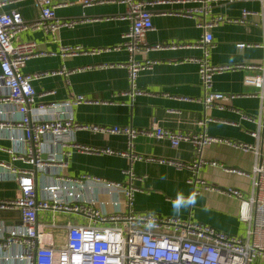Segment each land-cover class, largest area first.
Masks as SVG:
<instances>
[{"label": "crops", "instance_id": "0c3cea01", "mask_svg": "<svg viewBox=\"0 0 264 264\" xmlns=\"http://www.w3.org/2000/svg\"><path fill=\"white\" fill-rule=\"evenodd\" d=\"M52 1L58 6L55 15L59 20H76L77 23L71 28H60L54 34L27 30L15 39L34 42L40 53L26 62L25 74L61 72L32 83L37 97L31 113L40 105L50 111V104L65 103L82 95L93 104L73 106L66 114L77 124L140 130L156 126L188 135L204 134L213 140L200 149L190 143L173 148L166 140L138 136L130 141L132 156L129 157L80 152L69 144L66 175L73 178L88 175L126 184V173L131 172L132 185L137 189L132 198L136 212L189 219L227 235L243 236L246 227L238 219L239 204L221 192L227 188L247 191L250 179L227 173L223 168L247 174L254 163L253 152L236 149L227 142L258 146L249 135L258 126H261L260 137L264 138V99L253 96L254 90L243 84L247 73L244 68L262 66L264 69V0H213L211 13L207 14L200 12V0H148L157 2L150 8L153 30L145 33L141 42L145 46L167 44V47L158 51L142 49L133 54L137 62H154L138 73L134 86L142 94L133 98L128 95L130 84L124 67L129 54L124 49H115L130 27L127 20L119 19L125 14V6L114 3L85 7L81 0ZM0 3L1 12L17 11L25 22L39 17L32 0H0ZM242 12L249 14L242 17ZM216 16L230 21L212 28L209 63L217 67H242L213 77L212 90L226 97L223 110L204 107L197 64L185 61L201 57L200 49L186 45L194 46L203 34L200 25ZM239 45L244 47L239 48ZM77 47L100 52L61 56V49ZM243 116L252 121L242 120ZM48 118L55 117L48 115ZM203 121L205 126L201 127L199 124ZM3 133L21 136V129L3 130ZM69 139L72 144L95 150L120 153L129 150L128 138L121 135L78 130L71 132ZM0 146L11 147L12 143L4 139L0 140ZM54 149L49 146L47 151ZM259 150L264 151V143ZM5 160L7 156L0 153V161ZM194 162L205 163L197 172L192 169L205 186L189 184L192 172L170 164L193 166ZM17 196L15 182L0 180V201ZM0 211L8 213L7 218L0 219V229L17 221L15 211ZM68 217L72 218L69 222L80 221L76 215Z\"/></svg>", "mask_w": 264, "mask_h": 264}, {"label": "built area", "instance_id": "2783aa9c", "mask_svg": "<svg viewBox=\"0 0 264 264\" xmlns=\"http://www.w3.org/2000/svg\"><path fill=\"white\" fill-rule=\"evenodd\" d=\"M32 1L39 11L38 19L33 22H25L17 11H0V140L12 143L11 147L0 146V153L7 156V160L0 161V180L15 182L18 194L12 200L0 201V210L18 212V223L14 221L0 229V264H264V151L259 150L264 138L260 137L261 126L249 133L258 146L227 142L236 149L253 152L254 155L253 166L247 174L223 168L227 173L250 179L247 191L227 188L221 192L239 204L238 219L246 227L244 235L240 237L227 235L189 219L162 218L152 213L136 212L132 207V198L137 189L132 185L134 177L131 172L126 173V184L88 175L74 178L66 175V148L69 144L80 152L129 157L132 156L130 141L138 136L166 140L173 148L181 143H190L200 149L213 140L204 134L188 135L156 126L140 130L77 124L66 114L73 106L93 104L82 95H76L65 103L50 104V111L40 105L31 113L30 108L35 105L37 97L32 83L61 72L25 74L23 69L26 62L40 53L34 42H17V35L27 30L54 34L60 28H71L77 23L76 20H59L55 15L58 6L52 0ZM212 1L200 0V12L211 13ZM114 3L125 6V14L119 19L127 20L130 24L129 31L122 36L121 43L115 49H124L129 54L124 67L130 84L128 95L133 98L142 94L134 86L138 73L154 64L148 60L137 62L133 54L142 49L162 50L167 44L145 46L141 42V37L153 30L150 8L157 2L81 0V5L85 7ZM248 14L242 12V17ZM224 21L230 20L216 16L200 25L203 30L200 40L194 46H186L200 49L202 55L199 59H185L197 64L204 107L218 110H223L222 103L226 97L212 90L213 77L223 71L242 68L217 67L209 63L208 48L213 42L211 30ZM99 52L79 47L60 51L63 57ZM244 69L247 73L243 84L254 90L253 96L263 100V67L248 66ZM48 115L55 118L49 119ZM242 120L252 121L246 116ZM199 125L204 127L205 122ZM15 128L21 129V136L4 135L3 130L8 132ZM78 130L124 136L129 140V150L120 153L72 144L69 134ZM49 146L55 149L48 152ZM134 159L143 160L140 157ZM170 164L192 172V179L187 181L189 184L205 186L196 174L197 168L205 163L194 162L193 166ZM192 169L196 172L193 173ZM57 215H76L80 221L57 224Z\"/></svg>", "mask_w": 264, "mask_h": 264}, {"label": "rangeland", "instance_id": "374dc122", "mask_svg": "<svg viewBox=\"0 0 264 264\" xmlns=\"http://www.w3.org/2000/svg\"><path fill=\"white\" fill-rule=\"evenodd\" d=\"M70 220H72V218L66 215H57L56 217L57 224H65L68 223V221ZM61 233H63V230L61 231Z\"/></svg>", "mask_w": 264, "mask_h": 264}, {"label": "water", "instance_id": "95a60500", "mask_svg": "<svg viewBox=\"0 0 264 264\" xmlns=\"http://www.w3.org/2000/svg\"><path fill=\"white\" fill-rule=\"evenodd\" d=\"M8 213L7 212H5V211H0V219L2 218V219H5V218H7V215ZM7 215V216H6ZM15 215H16V218L18 219V212L17 211H15ZM16 223H18V222H16Z\"/></svg>", "mask_w": 264, "mask_h": 264}]
</instances>
